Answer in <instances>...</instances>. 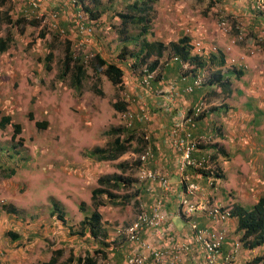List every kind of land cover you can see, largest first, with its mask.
Masks as SVG:
<instances>
[{
  "label": "rangeland",
  "instance_id": "rangeland-1",
  "mask_svg": "<svg viewBox=\"0 0 264 264\" xmlns=\"http://www.w3.org/2000/svg\"><path fill=\"white\" fill-rule=\"evenodd\" d=\"M93 1L95 2L87 0L89 4H94ZM126 1L97 0L94 5L98 16L95 18L85 11L86 18L90 19L92 32L82 50L75 46L76 34L69 33L70 29L58 33L47 24L41 23L40 18L34 19L36 22L33 23L29 22L30 20L23 21L24 34L17 33L8 44L12 46L11 53L1 56L0 52L1 67L12 66L18 71L26 69L32 77V91L21 92L24 100L18 105L20 111L17 113L18 108L14 109L11 117L13 124H18L20 132L10 128L9 139L0 134V157L6 159L8 155H13L10 161L0 160V200L4 203L0 210V264H31L44 261L49 257V251L54 248L62 249L60 261L68 256L69 251L81 256L85 251L92 252L94 248H100L103 255H95L97 264H123L128 245L117 229L133 218L137 202L140 200L136 189L137 165L130 153L134 151V146H140L135 145L133 139L131 146L116 158L100 156L103 152L91 154L90 150L94 146L107 149L119 133L113 130L124 126L123 119L118 115L121 110H115L111 104L115 93H118L119 100L127 102L125 109L132 110L134 106L135 110L138 108V96L127 83L128 74L136 76L139 80L140 72L137 70L144 67V63L138 60L133 63L132 58L135 56L131 55L139 53L143 40L159 38L166 44L158 61L159 73L153 72V76L158 77L163 70L162 66H168L171 62L168 42L182 34L189 36L193 17L195 20H207V28L210 26L209 35L216 40L212 45L220 47L222 42L226 41V38L221 40V43L220 40L217 41L221 32L238 43L250 41L248 47H252L254 51L251 52L247 47L244 54L252 61L260 59L264 64V45L256 42L257 30L243 28L245 34L242 39L238 38L237 28L232 27L230 22L233 16L229 13L223 15L230 26L224 31L220 30L217 25L219 13L216 12L219 1L212 3L210 0H150V7L144 11L147 29L142 33L138 24L119 22L116 12L124 9ZM11 3L14 2L0 0L2 35L10 27L6 17L10 16ZM51 4L52 2H49L46 7H51ZM66 14L62 12L59 15V23L64 28L69 24ZM243 27L246 28L244 24ZM198 28L206 29L204 25ZM134 39L135 42L132 41ZM67 42L70 50L76 56L82 57L84 73L78 85L73 84L71 64L63 70L62 60ZM124 43L126 48L121 50ZM85 49L96 51L106 61H114L121 67L122 89H117L100 71H95L90 63L91 58L83 59ZM17 54L21 55L19 60L14 59ZM152 58L153 55L147 60ZM164 61L167 65L163 64ZM129 63L134 70L129 68ZM5 91L17 92L11 89ZM223 94L225 92L216 93L215 102L222 100ZM204 95L209 102L207 94ZM150 102L154 101L150 99ZM254 102L252 99L248 103L237 104L227 115L236 117L239 121L240 128L234 136L236 150L229 149V155L241 156L240 165L234 166L231 162L229 167L233 169V175L227 176V183L223 181L221 168L216 165L219 173L215 176L216 188L210 197L211 200H219L227 208L233 203L246 205L254 201L253 197L240 199V194L236 192L237 185L244 184L248 187L249 180L260 182L264 179V107H261L263 110L260 111L254 108ZM213 104L210 103V106L213 107ZM2 114L0 110V115ZM35 122L43 124L36 125ZM223 123L226 126L225 135L230 138L231 132H226L228 127L225 119ZM140 129L141 127L138 130ZM242 145V148H237ZM255 156H259L258 160H253L252 163L249 159ZM252 164L256 167L254 170L258 180L250 177L253 172ZM111 174L118 178L121 184H107L106 190L112 197L105 193L101 196L104 203L98 207L101 214L99 234H70L68 227L78 226L82 217L92 208L90 190L97 185V179ZM242 177L245 182L241 181ZM112 180L113 178L109 181ZM262 184L264 187V182ZM263 190L261 187L256 193L260 194ZM58 198H63L64 202L61 203ZM51 210L60 212L64 222L57 218L56 213L50 214ZM230 220L231 217L226 222ZM226 222L222 223L225 236L231 226L227 227ZM8 230L17 234V237H9L6 234ZM234 231L235 228L229 229L233 235ZM142 236H145L144 233ZM156 243L155 246H158V242ZM261 245V248L257 247L259 253L249 257L246 262L255 260L258 256L264 260V243Z\"/></svg>",
  "mask_w": 264,
  "mask_h": 264
},
{
  "label": "built area",
  "instance_id": "built-area-1",
  "mask_svg": "<svg viewBox=\"0 0 264 264\" xmlns=\"http://www.w3.org/2000/svg\"><path fill=\"white\" fill-rule=\"evenodd\" d=\"M10 1L14 2L15 0ZM24 2L27 7L23 13L24 20L42 18L41 23L47 24L58 33L64 32L65 29H70L69 33L76 34L75 46L79 49L85 47L92 28L90 19L86 18V12L80 6L81 2L79 0H24ZM49 2H53V4L48 8L46 5H49ZM253 4L256 9L264 8V0H253ZM62 12L67 13L66 17L69 24L66 28L59 23V15ZM217 25L222 31L230 26L224 15L217 20ZM235 27L237 28L238 38L242 39L245 32L241 22H237ZM256 42L264 45L263 31H259ZM190 44L191 52L205 53V50H203L204 44L201 40L193 39ZM209 50L216 51L217 48L214 45H208ZM250 51L253 52V48H250ZM71 54L76 56L72 50ZM93 55L94 51L90 49L83 50L84 60L92 58ZM170 59L180 64L181 72L186 70L190 63L188 60L182 61L172 54ZM163 64L165 65L167 62L164 61ZM143 65L144 67L141 70H137V72L143 71L139 77V88L145 91L148 90L147 92L149 93H155L150 84L153 72L145 71V64ZM129 68L134 70L130 63ZM207 77V68L199 67L193 73L191 81L183 89L190 92L193 87L199 86ZM169 83L171 87L174 86L173 80ZM172 91L170 90L168 93V98L171 96L172 99ZM209 106L206 96L204 94L198 95L187 109L177 114L175 121L168 130L173 154L176 156L174 168L180 173V179L176 182V186L179 189H174L175 185H173V182H169L164 174L144 166L147 160L153 158V148L147 131L143 130L137 135L140 140V148L134 154L130 152L133 158L139 161L136 166V178L139 181H156L155 183L160 187L161 191H173L176 194L173 197V201L175 200L176 203L175 215L180 217L185 224L180 229L171 224L164 197L155 195L148 203L141 199L138 200L133 218L125 226L117 229L124 236V241L128 245L123 264H145L148 256L152 258L154 264H179L182 261V256H188L189 252L192 253L193 258L199 260L200 264H238L235 256H237L236 253L241 246L240 240L235 239L231 243L229 250L225 252L221 250L225 240V229L222 223L231 217L229 208L223 206L219 200H211L210 196L207 197L203 188L198 186L197 183L192 181L183 182L182 173L186 166H191L198 172L202 169L210 170L211 175H218L217 173H219L217 164L213 162L208 151L205 150L198 157L191 155L194 149L210 138L209 134H206V136L191 135V130L196 126V120L200 114L208 110ZM118 115L123 119L122 124L125 127H129L135 120L146 122L149 112L147 109H143L138 113L134 109H124ZM220 129L217 121L211 123L210 130L213 134L214 132H219ZM206 183L210 191L216 188L211 180ZM146 190L151 191V186L147 185ZM199 192H201L200 195ZM3 205V200H0V210ZM200 214L206 217V224H200L197 220L196 217ZM143 233L147 235L142 236ZM170 233L171 235H169ZM159 240H161L160 243ZM156 242H158V246H155ZM246 264H264V260H251Z\"/></svg>",
  "mask_w": 264,
  "mask_h": 264
},
{
  "label": "crops",
  "instance_id": "crops-1",
  "mask_svg": "<svg viewBox=\"0 0 264 264\" xmlns=\"http://www.w3.org/2000/svg\"><path fill=\"white\" fill-rule=\"evenodd\" d=\"M217 10L221 14L230 13L231 15H234L237 19L242 20L241 22L246 26L244 29H252L257 30L259 34V29L261 31H264V8H258L256 9L253 0H222V2H219V5L217 6ZM220 14V15H221ZM207 20H202L201 18H198L195 20V17L191 20L190 27L191 30L189 31V39L196 38L200 39L203 44L205 45V53L201 54V58L204 59L206 53L208 52V45L212 44V42H216L215 39L211 38L212 35H209V28L207 26L209 23L206 22ZM188 22V21H187ZM63 24V22H62ZM204 25V28L206 29H199L198 27ZM22 26V25H21ZM23 26L20 29H14L12 30L11 26L8 27L9 31L12 34V38L14 39L17 33L24 34L22 31ZM201 30V31H200ZM7 31V30H6ZM5 31V32H6ZM5 34V33H4ZM2 35V31H0V37L4 36ZM226 33H222L221 35H218L217 41L221 40L223 41L224 38H226V41L222 42L223 45L220 47H217L219 51L224 56L225 60L234 59L238 63L240 62L241 65L236 64L235 70H239L240 74L232 73L229 76V84H228V90L227 93L223 94L222 100L216 101V92L213 93L215 89V84H209L205 83L198 88H194L191 92H186L183 90V86L186 81L184 79L183 81L177 77V71L179 70V66L174 64L175 62L171 60L170 64L168 66H162V71L160 72L161 75L159 77H152L150 84L151 88L154 89L155 93L147 92L148 90H142L139 88V80L136 76L128 74V87L134 89V93L138 96L139 102L137 110L134 108L135 112H140L143 109H147L149 112V117L147 121H137L133 124V128H135V135H134V143L137 145H140L137 143V135L141 131H147L149 134V139L152 143V148L154 152V156L152 159L147 160L144 164L146 167H150L157 172L164 174L169 182H173V185H175L174 189H179L177 187V183L180 179V173L175 169V154H173V147L171 146L172 143L170 141V138L168 136V130L170 126H172L173 122L175 121V118L177 114L187 109L193 100L196 98L198 94H207V97L209 98V105L210 103H214L213 107L209 106L208 110L205 111V113L199 117L196 120V126L191 130L192 136H199L209 134V140L204 142L202 145L197 147L191 152V155L193 157H198L201 154H203L206 151L209 153H213V156H211V159L213 162L215 161L217 165L221 168V172L223 173V181L227 183L226 179L227 176L232 174V170L230 169L229 165L231 162L234 164V166L240 165L239 160L241 159V156H232L229 155V149H232L233 151L236 150V146L234 145V136L239 131V121L236 119V117L227 116L229 115V111H231L232 108L236 107L237 104H245L248 103L249 100L254 99L253 105H255L254 108H257L258 110H263L261 107H264V64L258 60L252 61L249 56H246L245 51L248 47V43L250 41H246L245 43H238L235 41V39L227 38L225 35ZM191 35V36H190ZM212 39L214 41H212ZM157 40H160L157 38ZM12 49V46L8 45L7 51L5 50L4 53L1 52V56L4 54H10ZM257 54V53H256ZM204 57V58H203ZM257 57V56H256ZM21 58L20 54H17V56L14 58L16 60H19ZM1 65V63H0ZM167 65V64H165ZM209 64H205V61L203 62V65L199 67H206L207 69L213 68L212 66L209 67ZM209 67V68H208ZM215 67V66H214ZM239 67V69H237ZM214 69V68H213ZM157 67L153 70V72L157 73ZM15 79V80H13ZM138 80V82H137ZM173 80L175 82L174 86L171 87L170 81ZM32 77L30 76L28 70L22 69L21 71H18L14 69L12 66H0V110L3 112L1 116H8L10 120L8 122H4V120H0V134L9 139V131L11 127V124H13L12 121V113L14 109H17V113L20 111L19 103L23 99V94L26 90L32 91ZM5 89H11L12 91H17L16 93L13 92H6ZM172 91V99L171 96L168 98L167 95ZM159 91V92H157ZM22 92V93H21ZM222 93V92H220ZM219 94V93H218ZM171 95V94H170ZM244 96L246 98H244ZM150 99L154 102H150ZM25 102V101H24ZM28 102V101H26ZM134 105V104H133ZM133 107V106H132ZM158 107V108H156ZM156 108V109H155ZM155 112H161L155 113ZM226 120V124L228 129L227 131L231 132L230 140L229 137H226L225 135V125L223 123V120ZM214 121L220 122L221 129L219 132H214L210 130L211 123ZM16 124V123H15ZM224 126V127H223ZM141 127L140 131L138 130ZM20 132L19 129L17 131ZM215 143V144H214ZM218 146V148H217ZM243 145L237 148H242ZM216 150V151H215ZM137 150L134 149V151H131V153H135ZM228 152V156H227ZM132 155V154H131ZM225 156V157H224ZM133 157V155H132ZM259 156H255L253 159H249L252 163L253 160H258ZM13 155H8L6 159H2L0 157V160H12ZM132 159V158H130ZM232 159V160H231ZM136 161V160H135ZM249 162V161H247ZM137 165V164H136ZM219 168V169H220ZM255 165L252 164L253 172L250 174V177H255V180L257 178L255 174ZM229 169V170H228ZM184 180L183 182H195L198 184V186L202 187L204 190V193L206 195L210 194L209 196L212 197V193L210 189L208 188L207 183L205 182V177H203V173L198 172L196 169H194L191 166H186L184 172L182 173ZM233 175V174H232ZM244 177H242L241 181L245 182L243 180ZM136 182L138 183L136 185L137 196L139 195V198L148 203L152 197L155 195H160L165 198L167 210L170 214V222L177 228L180 229L184 226V222L181 218L175 215L176 212V203L175 200L173 201V197L176 196L175 193L170 191H161L160 187L155 183L156 181H148L143 180L139 181L136 178ZM262 182H264V179L260 182H254L253 180H249L248 187L244 184L237 185L238 188L236 189L237 194L239 195L240 199H245L247 197H253L255 200L259 194H257V191H260V188H264ZM151 186V191L146 190V186ZM225 186L224 184H222ZM227 187V186H226ZM260 187V188H259ZM216 192V191H215ZM201 192H199L200 195ZM253 194V196H252ZM172 196V197H171ZM222 197V196H221ZM229 197V196H228ZM172 198V199H169ZM219 198V196L217 197ZM58 200L63 203V198ZM253 202V200H252ZM250 202V203H252ZM248 203V204H250ZM197 220L200 222V224H206L207 220L206 217H204L202 214L198 215ZM230 221L226 222L228 231L226 232L225 240L221 246V250L223 252L227 251L231 247V243L234 241L233 238L237 237L238 232H235V235L231 234L229 232V229L235 228V217L231 215ZM145 236L147 234H144ZM154 236V234H152ZM262 245H256L251 248L242 247L241 250L239 249L236 253L237 256H235V260L238 264H245L248 263L246 260L249 257L255 256L257 253V247L261 248ZM264 246V245H263ZM264 249V247H263ZM239 252V253H238ZM190 253V252H189ZM188 256H182V261H180L179 264H200L199 260L193 258L192 253ZM125 256V254H124ZM124 261V257H123ZM33 263V262H32ZM145 264H154L152 261V258L148 256V259L146 260Z\"/></svg>",
  "mask_w": 264,
  "mask_h": 264
},
{
  "label": "trees",
  "instance_id": "trees-1",
  "mask_svg": "<svg viewBox=\"0 0 264 264\" xmlns=\"http://www.w3.org/2000/svg\"><path fill=\"white\" fill-rule=\"evenodd\" d=\"M80 6L84 11H86L90 17L95 18L98 16V12H96L97 8L94 4H89L87 0H79ZM92 2V0H90ZM150 0H127L124 9L117 10L116 15L118 17L119 22H131L134 24H138L140 27V31L145 32L147 29V22H146V16L145 12L149 5ZM212 3H216L217 1L222 2V0H210ZM53 4V2H52ZM51 4V5H52ZM11 10H10V16L6 17V21L11 26L12 30L18 29L24 20L23 13L24 10L27 9L26 4L24 0H15L14 3H11ZM55 6V5H54ZM218 19L223 15L218 10ZM221 14V15H220ZM230 14V13H229ZM231 15V14H230ZM233 19L230 20L231 26L235 27V22H239L238 19L235 18L234 15ZM225 17V16H224ZM35 18L30 19L29 22H36L34 21ZM242 20H240L241 22ZM241 26L243 27V24L241 22ZM67 27V26H66ZM244 28V27H243ZM12 34L9 30H7L4 34V36L0 37V52H4L8 44L12 41ZM67 41V39H65ZM135 42V39L132 40ZM190 39L188 35L182 34L178 36L175 40H170L168 42L169 48L171 50L172 55H176L180 60L185 61L188 60L190 63L188 65V68L181 72L180 64L177 61H174L177 66H179V70L177 71V77L181 79L182 81L186 79L188 82L184 83V86L191 81V77L193 73L199 69V66L203 65V62L205 61V64H209V67H213L208 70V77L203 81L199 86L209 83V84H215V89L213 93H220L225 92L227 93L228 90V84H229V76L232 73L240 74L241 72L239 70H235V65L241 63L237 62L236 60H232L229 58L228 60L224 59L223 54L221 51H211L209 50L205 56L204 59L201 58V54L203 53H193L190 51ZM259 45L262 43L257 42ZM166 44L161 40H143L140 49L135 54L132 53L131 55L135 56L133 57V63L135 61H140L145 64V71H152L159 65V60L163 54V50L165 49ZM263 45V44H262ZM126 48V44L124 43L121 47V50H124ZM208 48V47H207ZM248 47L247 49L249 50ZM264 49V47L262 48ZM203 50H205V45L203 46ZM142 52V53H141ZM49 54V52H48ZM121 54V53H119ZM170 54V56H171ZM153 55V58L149 61L147 60L148 57H151ZM48 56V55H46ZM45 56V57H46ZM44 57V58H45ZM50 58V57H49ZM63 70L67 69L68 64H71V74H72V80L73 84L78 85V81L82 74L84 73V66L82 63V57L81 56H73L71 54V50L69 48L68 42L65 45L64 55H63ZM91 66L95 71H100L105 75V77L115 86L117 89H122V69L121 67L114 61H106L98 52L95 51L93 57L90 60ZM132 63V62H131ZM208 67V68H209ZM239 69V67H237ZM143 73V71H140V75ZM157 72L156 74H158ZM152 77H158V76H152ZM152 79V78H151ZM151 81V80H150ZM175 84V82H174ZM183 86V87H184ZM199 86L193 87L191 91L194 90V88H198ZM184 90V89H183ZM185 91V90H184ZM190 91V92H191ZM187 92V91H186ZM200 95V94H198ZM197 95V96H198ZM196 96V97H197ZM112 107L115 110H122L127 107V102L123 100L118 99V93H115V96L112 100ZM212 108V107H211ZM204 113L200 114L199 117H201ZM4 120V122H8L10 118L8 116H1L0 120ZM133 122L128 128L122 126V127H116V132H119L118 135L113 139L110 146L107 149H102L101 147L94 146L92 150H90L91 154L102 153L100 156H111L113 158L118 157L120 154L125 152L129 146H131V141L134 138L135 135V128H133ZM217 123L220 126V122L217 121ZM36 125L43 124L42 122H35ZM12 129L18 130V124H11ZM14 130V131H15ZM139 143V140H137ZM152 144V143H151ZM137 145V144H136ZM202 145V144H201ZM140 146V145H138ZM218 148V146H217ZM135 150H139V148H135ZM219 149V148H218ZM105 151V152H104ZM216 151V150H215ZM154 154V152H153ZM211 156H213V153H210ZM136 164H139V161H135ZM144 166H146L144 164ZM148 167V166H147ZM150 168V167H149ZM152 169V168H151ZM200 173H203V177H205V182H208L211 180L212 182L215 181V176L217 175H211L210 170H200ZM13 173V171H12ZM113 178L112 182L109 181ZM118 178L111 175H103L100 176L97 179V185L92 187L90 190V198H91V205L92 208L88 214L82 217V219L79 221L78 226L68 227V230L70 231V234H75L82 236L85 232H87L91 236H97L100 231V219L101 214L99 212V205H102L104 203V200L101 198L103 193H105L107 196H111L110 192L106 190V185H117L121 184V182H118ZM230 214L235 217V230L238 232V236L236 238H233L232 240H240L241 246L251 248L256 245H261L264 243V190L257 196V198L250 204H240V203H233L231 207L229 208ZM56 213L55 211L51 210L50 214ZM57 218L64 222L63 215L60 212L56 213ZM6 234L11 237L15 238L17 237V234L12 233L11 231H7ZM49 254V257L44 261H36L31 264H97L95 255H103V251L100 248H94L92 252H84L83 255H75L73 252L69 251L68 256L60 261V257L62 255V249L61 248H54L51 249ZM261 256L255 257V261L259 260Z\"/></svg>",
  "mask_w": 264,
  "mask_h": 264
},
{
  "label": "clouds",
  "instance_id": "clouds-1",
  "mask_svg": "<svg viewBox=\"0 0 264 264\" xmlns=\"http://www.w3.org/2000/svg\"><path fill=\"white\" fill-rule=\"evenodd\" d=\"M64 11V10H63ZM29 21V20H28ZM210 45H212V44H210ZM217 48V47H216ZM218 50V49H217ZM95 53V52H94Z\"/></svg>",
  "mask_w": 264,
  "mask_h": 264
}]
</instances>
